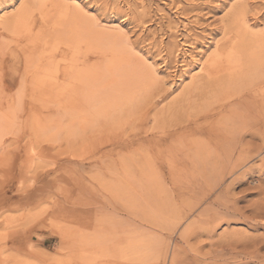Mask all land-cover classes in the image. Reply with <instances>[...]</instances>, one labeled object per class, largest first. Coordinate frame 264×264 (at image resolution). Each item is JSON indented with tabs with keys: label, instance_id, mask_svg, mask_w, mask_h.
<instances>
[{
	"label": "rangeland",
	"instance_id": "1",
	"mask_svg": "<svg viewBox=\"0 0 264 264\" xmlns=\"http://www.w3.org/2000/svg\"><path fill=\"white\" fill-rule=\"evenodd\" d=\"M50 1L0 0V264H67L63 236L68 229L88 236L97 226L112 229L119 224L116 228L126 236L133 220L141 218L139 213L133 215L134 200L141 201L142 195L134 197L131 172L143 164L138 159L145 137L167 131L175 116L185 119L202 107L206 97L202 100L194 90L200 69L225 41L237 10L245 12L253 32L264 33V0H112L114 10L101 15L91 11L98 0H64L68 7L80 3L98 28L116 30L123 49L130 48L139 59L137 71L123 76L120 96L99 103L104 108L100 116L69 113L66 102L54 103L46 112L29 98L23 82L25 60L36 61L42 47L36 43L30 47L29 41L16 43L19 36L13 31L24 8L31 11L32 20L22 24L23 36H29L30 22L39 25L43 17L47 28L53 27L64 8L62 4L60 11L52 13ZM46 11L47 16L42 14ZM251 38L264 41V36ZM147 71L153 77L145 81ZM110 86L106 88L117 89ZM144 129L152 131L148 134ZM111 141L117 145H110ZM262 159L264 151L228 175L222 188H230L224 197L236 201L248 218L225 220L211 234L193 236L190 244L186 242L190 246L180 240L183 227L169 237L165 229L153 227L155 239L163 240L168 249L166 260L159 264H193L195 255L196 264H217L208 258L219 254L223 245L225 257L218 264H258L229 253L227 243L242 236L264 239V218H254L250 212L261 200L258 186L264 187ZM231 182L234 185L229 187ZM162 186L163 196L172 202L176 185L168 180ZM202 209L189 215L188 222ZM153 260L150 252L127 264H153Z\"/></svg>",
	"mask_w": 264,
	"mask_h": 264
},
{
	"label": "bare ground",
	"instance_id": "2",
	"mask_svg": "<svg viewBox=\"0 0 264 264\" xmlns=\"http://www.w3.org/2000/svg\"><path fill=\"white\" fill-rule=\"evenodd\" d=\"M64 3V0L50 1L52 13L60 11L62 4L64 9L50 29L46 25L47 19L43 20L45 15L41 16L39 25L30 22L29 36H23L22 24L32 20L31 11L24 8L18 14L13 31L19 36L16 43L29 41L30 45L36 43L42 47L36 61L25 60V91L31 100L46 108V112H49L50 105L66 102L69 113L87 112L100 116L104 108L99 107V103L112 95L114 98L120 96L124 90L120 85L123 76L128 72L132 76L137 71L135 60L139 58L132 55L130 48L123 49L121 35L116 30L98 28L80 3L69 7ZM48 8L43 9L48 11ZM47 11L42 14L47 16ZM245 18L243 10L235 12L232 16L234 22L225 31V41L217 46L207 64L200 69L202 74L196 80L194 90L198 97L202 100L206 97L207 101L203 100L195 115L185 119L175 116L171 120L172 128L167 131L157 130L156 134H150L152 129L149 133L144 129L150 135L142 142L143 154L138 160H143V164L137 172H131V180L136 185L134 197L142 195L141 201L134 198L133 204V215L139 213L140 221L134 219L132 225L129 224L132 229H128L126 236L122 228L120 231L119 227L116 228L119 224L112 226L116 230L109 229L110 225L109 228L104 224L97 226L94 234L88 236L77 235L74 229L65 230L67 264L135 263L148 257L150 252L155 258L153 264H159L160 260H166L168 249L163 240L155 239L157 234L153 227L165 229L168 237L183 227L179 237L188 243L193 236L211 234L212 229L225 220L248 218L246 212L237 207L236 201L224 197L230 188L222 190L228 175L264 151V41L251 38L264 36V33L253 32ZM141 20L144 23V19ZM152 77L153 73L148 71L143 76L145 81ZM109 85L117 89L106 88ZM255 140H260L261 144H255ZM111 144L117 145L115 142ZM262 165L264 168V159ZM142 180L146 181V186L138 185ZM168 180L176 185L177 195L172 202L168 196H163L162 184ZM232 185L231 182L229 187ZM258 189L261 200L251 207L250 212L254 218H264V187L258 186ZM186 195L188 197L184 199ZM200 208L203 209L188 222L189 215ZM242 237L245 239L235 238L227 243L228 252L264 264V239ZM222 248L214 256L209 253L212 257L208 254V260L217 264L223 261L225 248ZM76 258L79 262H74ZM192 261L198 263L199 258L195 255Z\"/></svg>",
	"mask_w": 264,
	"mask_h": 264
},
{
	"label": "snow or ice",
	"instance_id": "3",
	"mask_svg": "<svg viewBox=\"0 0 264 264\" xmlns=\"http://www.w3.org/2000/svg\"><path fill=\"white\" fill-rule=\"evenodd\" d=\"M85 7H88V5H86ZM113 4H112V0H106V2H98L94 5L91 6V11L95 12L97 15H101L104 12H109L111 13L113 10Z\"/></svg>",
	"mask_w": 264,
	"mask_h": 264
}]
</instances>
